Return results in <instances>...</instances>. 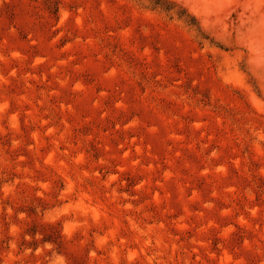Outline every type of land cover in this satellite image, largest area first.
<instances>
[{
    "label": "rangeland",
    "instance_id": "rangeland-1",
    "mask_svg": "<svg viewBox=\"0 0 264 264\" xmlns=\"http://www.w3.org/2000/svg\"><path fill=\"white\" fill-rule=\"evenodd\" d=\"M0 264H264V0H0Z\"/></svg>",
    "mask_w": 264,
    "mask_h": 264
}]
</instances>
